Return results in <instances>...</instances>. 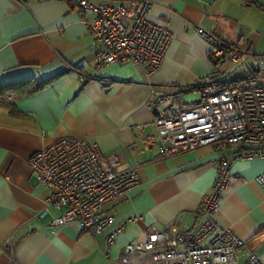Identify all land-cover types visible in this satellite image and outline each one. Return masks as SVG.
Here are the masks:
<instances>
[{"label":"crops","instance_id":"obj_1","mask_svg":"<svg viewBox=\"0 0 264 264\" xmlns=\"http://www.w3.org/2000/svg\"><path fill=\"white\" fill-rule=\"evenodd\" d=\"M228 1L237 0H152L148 19L172 37L160 66L148 73L131 62L97 67L101 44L91 41L74 1L0 0V85L59 74L38 92L0 94V264H122L125 245L145 239L149 226L186 227L200 220L194 213L210 189L220 153L204 145L160 157L158 143H148L155 113L147 102L160 110L172 101L188 106L196 100H183L187 86L252 73L246 57L214 64L208 41L196 32L199 26L264 54L259 32L241 25ZM254 3L264 7V0L240 5L248 12ZM85 12L94 15L90 8ZM59 137H86L137 171L135 189L101 204V214L115 217L103 232L84 231L77 221L50 225L58 211L45 206L49 189L32 174L29 158ZM262 171L261 158L232 163L216 219L244 240L239 261L254 253L264 264V189L255 180ZM132 215L140 218L117 233L106 255L107 233Z\"/></svg>","mask_w":264,"mask_h":264},{"label":"built area","instance_id":"obj_2","mask_svg":"<svg viewBox=\"0 0 264 264\" xmlns=\"http://www.w3.org/2000/svg\"><path fill=\"white\" fill-rule=\"evenodd\" d=\"M71 1L80 7L91 41L101 44L97 67L131 62L148 73L158 69L172 35L148 19L152 0ZM85 8L94 11L92 18ZM196 32L208 41L212 59L234 63L246 57L252 63V73L230 82L204 84L199 99L188 106L172 101L160 110L148 100L155 113V134L148 143H158L160 157L204 145H212L220 155L210 189L194 213L196 221L200 220L186 227L177 223L149 226L145 239L125 245L122 264H263L254 253L243 261L237 259L244 240L220 226L216 214L232 163L264 159V54L250 46L243 49L230 44L199 26ZM29 164L38 183L49 189L45 206L58 211L50 219L53 228L77 221L84 231L103 232L115 217L101 214V204L139 185L135 168L122 167L116 153L103 154L98 144L86 137H59L32 153ZM255 180L264 189V171ZM139 218H121L107 233L106 255L117 233Z\"/></svg>","mask_w":264,"mask_h":264},{"label":"rangeland","instance_id":"obj_3","mask_svg":"<svg viewBox=\"0 0 264 264\" xmlns=\"http://www.w3.org/2000/svg\"><path fill=\"white\" fill-rule=\"evenodd\" d=\"M227 2V0H222ZM231 3L232 13L241 25L244 27H251L253 30L259 32L258 48H264V7H261L257 3L251 5L250 10L247 12L245 8H242L240 3L242 0L228 1ZM226 4V3H224ZM200 93L198 90H192L182 93V98L185 102H192L199 99Z\"/></svg>","mask_w":264,"mask_h":264},{"label":"trees","instance_id":"obj_4","mask_svg":"<svg viewBox=\"0 0 264 264\" xmlns=\"http://www.w3.org/2000/svg\"><path fill=\"white\" fill-rule=\"evenodd\" d=\"M211 58V56L209 55ZM212 62L216 64L218 61L212 59ZM59 74L54 75L52 77H49L47 79L43 80H35L33 78H28V79H20V80H15V81H9L6 83H3L0 85V94L5 95V94H13V95H27V94H32L35 92L40 91L41 89L45 88L56 78ZM200 86L197 85H192V86H187L185 89V92L187 91H192L196 89H200Z\"/></svg>","mask_w":264,"mask_h":264}]
</instances>
